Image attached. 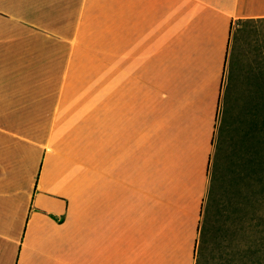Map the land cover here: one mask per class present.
<instances>
[{
  "label": "crops",
  "instance_id": "obj_1",
  "mask_svg": "<svg viewBox=\"0 0 264 264\" xmlns=\"http://www.w3.org/2000/svg\"><path fill=\"white\" fill-rule=\"evenodd\" d=\"M262 20L264 0H0V264H195L233 32Z\"/></svg>",
  "mask_w": 264,
  "mask_h": 264
},
{
  "label": "rangeland",
  "instance_id": "obj_2",
  "mask_svg": "<svg viewBox=\"0 0 264 264\" xmlns=\"http://www.w3.org/2000/svg\"><path fill=\"white\" fill-rule=\"evenodd\" d=\"M260 52L264 60V20L242 23L230 43L231 69L220 100L195 264H238L237 252L247 250L252 236L249 199L253 190L259 196L263 190L254 178L264 180V96L257 102L246 89Z\"/></svg>",
  "mask_w": 264,
  "mask_h": 264
},
{
  "label": "trees",
  "instance_id": "obj_3",
  "mask_svg": "<svg viewBox=\"0 0 264 264\" xmlns=\"http://www.w3.org/2000/svg\"><path fill=\"white\" fill-rule=\"evenodd\" d=\"M262 176L264 177V175ZM254 179L256 181L255 183L263 184V190L260 196L253 190L251 194L253 197L251 196L249 199V205L255 214V222L250 226L252 229V236L249 234L251 237L247 240V250L240 248L237 252L236 259H238V264H264V180H262L259 175ZM196 264H198V261Z\"/></svg>",
  "mask_w": 264,
  "mask_h": 264
}]
</instances>
